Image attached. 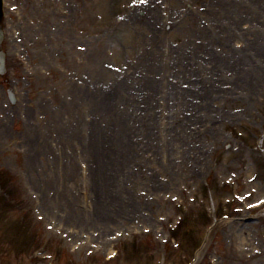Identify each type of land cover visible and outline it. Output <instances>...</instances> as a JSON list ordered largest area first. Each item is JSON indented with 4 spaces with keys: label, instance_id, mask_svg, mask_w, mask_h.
Segmentation results:
<instances>
[{
    "label": "rangeland",
    "instance_id": "1",
    "mask_svg": "<svg viewBox=\"0 0 264 264\" xmlns=\"http://www.w3.org/2000/svg\"><path fill=\"white\" fill-rule=\"evenodd\" d=\"M6 2L9 73L0 77V210L6 218L0 264H187L198 231L209 221L216 222L203 229L196 264H264V208L242 210L223 187L235 174L244 201L264 198V139L259 142L264 76L252 79L255 89L247 91L235 87L238 73L230 68L223 70L222 80L215 73L191 71L192 81L206 76L214 85L208 112H183L181 106L200 103L188 97L190 105L180 103L183 114H169L159 97L178 107L179 91L162 88L155 112L163 118L156 127L141 88L132 117L103 100L106 93L117 97L120 76L142 78V58L163 61L171 74L181 73L178 52L180 61L203 56L198 62L205 67L211 53L237 59L239 53L233 52L244 49L251 58L240 65L249 79L246 71L263 67L264 59L238 34L257 30L264 38V0ZM217 2L237 9L235 33V22L222 18L227 7ZM153 9L163 18L158 26L147 15ZM168 13L174 16L170 21ZM154 30L159 33L153 35ZM258 42L264 51L263 41ZM169 82L177 85L175 76ZM188 85L177 86L194 94L197 87ZM10 87L16 91L15 105L7 98ZM204 115L211 121L200 118ZM181 118L187 135L180 133ZM92 133H100V147ZM6 175L14 181L7 188L1 181ZM228 206L240 212L234 219L218 218ZM17 208L23 210L26 230L20 239L17 232L9 231L8 237L5 232L9 224L20 225ZM180 221L173 231L178 242L171 247L166 232ZM31 229L40 234L36 245L27 234ZM116 234L113 244L104 242ZM253 249L257 255L246 259ZM35 250L43 253L32 257ZM110 250L117 251L115 259L108 260Z\"/></svg>",
    "mask_w": 264,
    "mask_h": 264
},
{
    "label": "bare ground",
    "instance_id": "2",
    "mask_svg": "<svg viewBox=\"0 0 264 264\" xmlns=\"http://www.w3.org/2000/svg\"><path fill=\"white\" fill-rule=\"evenodd\" d=\"M217 4L219 6H225L227 7V11L225 9L222 8V18H224L225 20H229V22L231 24H233L238 15V13L236 12L237 9H233L230 6L228 7V5L222 4L220 2H217ZM151 17L154 19V21L156 23H159V21L161 20L158 13H156L155 11L150 12ZM172 15V14H171ZM235 25H237V23L235 22ZM235 28H237L235 26ZM235 29L233 28L232 31H234ZM235 33V31H234ZM247 34H251V35H256L255 38L258 40L257 37H259V33L257 31H248L245 32ZM158 34L157 31H153V35ZM241 35V34H240ZM217 36V35H215ZM258 50V51H257ZM256 52H258V57H261L264 59V51L257 49ZM209 50L205 51L203 50V54L207 53L208 54ZM239 53V57L237 59L235 58H228L227 60H221L217 54L215 53H211V57L209 58V67L208 68H201L198 65V59L195 56H189L188 58L183 57V59L180 61V52L177 53L178 57H179V65L181 66V73L179 72L178 74H171L170 72V68L169 66L163 62V61H157V59H150L146 61V57L142 58V63L144 64L145 61L148 64H144L141 65V69L143 71V76L140 80H134V78L132 77V75H127L126 79L124 78L121 83H120V94L118 97H116V99L113 100V98L110 97H104L103 96V100H106L107 102L113 100L115 103H117L122 109L124 110L125 113L128 112L129 110H131L133 107H135L136 104H138L139 100L138 98L135 96V92L137 88H141L145 90L146 96L144 98V103L146 104L147 107H150L152 113H151V120L153 121L155 127L157 124V113L155 112V105L158 103V96L161 95V89L162 88H168V92L170 93L171 90H178V94H179V98H178V102H179V106H169L168 105V97L163 98L160 97V100L163 101V106H164V110L169 111V114H172L173 112H177L178 114H183L184 111L190 110L192 111H197V112H201V113H207L208 112V108L206 106L207 101L211 100L212 97V93L214 92V87L212 85L211 81H208L206 79V77L204 76L201 80H199V82H192L190 79V71L194 72V73H198V75H204L205 73L208 74L209 72L211 73H217L221 78V80L223 78H225L222 75V72L224 69L226 68H230L232 70H234L235 72L238 73L237 76L234 77L233 83H235V87H239L242 90H251V89H255L253 84H252V79L255 78H261L264 76V66L260 67V66H256V67H251L248 71H246L247 73H250V78H247V75L245 74L244 70L242 71L241 68V62L242 60H250L251 56L247 55V54H243L240 55L242 52H233V54H238ZM202 58V57H200ZM184 61H187L188 63H184ZM154 62V63H153ZM193 62V63H192ZM192 63V64H191ZM191 64V65H190ZM192 67V69H188V67ZM207 70V71H206ZM260 73V74H259ZM259 74V75H258ZM175 79H177V85L180 84V82H187L188 88L186 89H190L193 88L194 86L197 87V91H201L202 92V96H199L198 92L194 91L195 93L192 94L191 90H182L180 89L177 85H172V82H169V78L170 77H174ZM181 76V79H180ZM126 80H130V83L128 84V82ZM239 84V85H238ZM199 86V87H198ZM122 93V96H121ZM168 96V95H167ZM188 97H194V99H197L198 101H200L199 104H192L191 106H189V109L187 107H183L181 106V109L183 110V112L180 113V103H182L183 105L187 106L190 105V101H188ZM181 100V102H180ZM149 103V104H148ZM135 111V110H133ZM150 115V114H149ZM216 115H219L220 117L223 116V113L220 112H216ZM132 117V115H130ZM174 116V114H173ZM162 118V116L160 117ZM200 118H202L205 122H210L211 118L204 115L201 116ZM184 118H181V123H180V127H181V131L180 133H185L187 135V131L186 128H182L181 124ZM75 121V120H74ZM128 128V127H127ZM76 126L74 128V132L70 135L71 136H75L76 135ZM93 134V137L96 138V142L98 144V146L100 147L101 145V141H100V133L98 135ZM178 135V133H177ZM116 152L113 153V155ZM114 161L117 163L116 164V170L118 171V167L121 166L118 154L114 155ZM106 164V163H105ZM74 169V168H73ZM75 171V169H74ZM92 172V170H89ZM119 172V171H118ZM90 173V172H89ZM106 174V173H105ZM108 176L106 175V178ZM92 179V183H93V177H91Z\"/></svg>",
    "mask_w": 264,
    "mask_h": 264
}]
</instances>
